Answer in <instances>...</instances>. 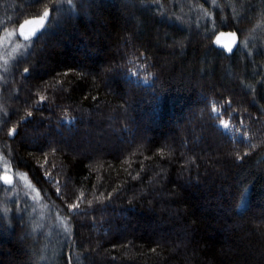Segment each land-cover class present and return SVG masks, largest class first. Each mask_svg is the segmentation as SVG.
Instances as JSON below:
<instances>
[{"label": "trees", "instance_id": "obj_1", "mask_svg": "<svg viewBox=\"0 0 264 264\" xmlns=\"http://www.w3.org/2000/svg\"><path fill=\"white\" fill-rule=\"evenodd\" d=\"M45 10L0 60L1 158L38 196L0 178V264H264V0H0V55Z\"/></svg>", "mask_w": 264, "mask_h": 264}, {"label": "rangeland", "instance_id": "obj_2", "mask_svg": "<svg viewBox=\"0 0 264 264\" xmlns=\"http://www.w3.org/2000/svg\"><path fill=\"white\" fill-rule=\"evenodd\" d=\"M39 18L31 19L29 21H38ZM45 21H46V19H45ZM45 21H44V23H45ZM40 28L41 27H39L35 23H23L18 28L17 39H19V41H21V42H24V40H29L31 37H33L37 33V31ZM33 29H35V32H33ZM21 42H19L18 44L15 43V39L13 41L12 35L5 36L1 41V47L4 50L2 52V55H0V60L6 61L9 57H11L15 53H17L18 47H20L23 44ZM215 42H216V44H218L219 46H221L222 48H224L226 50H229V48L233 49L234 46L236 45V34L234 32H231V31L219 32L215 37ZM137 72L138 71L136 69V70L132 71V73H130V74H132V76L136 77L137 79H140L144 83L149 82L148 77H146L144 75H137V74H139ZM214 108L216 109V111H214V113H215V115L218 116L219 124L221 125V127L226 132L232 134L233 131H235L236 134H238V136L242 135L245 137L244 132H242L240 129H236V127H234L233 118H230V116L229 117L225 116L224 112H222L223 109L221 110L217 107H214ZM224 122H226L227 124H225ZM231 124L233 127L231 126ZM1 156L2 155L0 154V170H1L0 178H1V180L6 184H10V183H13L14 177H15L17 179V184H19V186L23 190L24 194L26 196L30 197L34 203L36 201H38V196H37L36 190L34 189L33 185L29 181L28 177L24 173H15L14 174L12 169L10 167H8V165H6V163L4 162L3 158H1ZM1 199H3V197H0V200ZM16 199L21 200L20 192H18L17 190L12 191L7 196V200L15 201Z\"/></svg>", "mask_w": 264, "mask_h": 264}, {"label": "snow or ice", "instance_id": "obj_3", "mask_svg": "<svg viewBox=\"0 0 264 264\" xmlns=\"http://www.w3.org/2000/svg\"><path fill=\"white\" fill-rule=\"evenodd\" d=\"M48 15H49V11H48V10H45V11L43 12V15L40 16V18H39L38 21H25V23H35V24H37L39 27H42L43 24H44V21H45V19L48 17ZM33 32H35V29H33ZM26 38H27V37H26ZM229 50L231 51L232 49L229 48ZM27 70H28V69H25L24 71L26 72ZM41 100H44V97H41ZM213 111H216V109L213 108ZM224 123L227 124L226 122H224ZM227 126H228V125H227ZM14 133H15V129H13L12 132L9 133V135H13ZM72 208H73V209H76V208H77V205L73 204V205H72Z\"/></svg>", "mask_w": 264, "mask_h": 264}, {"label": "bare ground", "instance_id": "obj_4", "mask_svg": "<svg viewBox=\"0 0 264 264\" xmlns=\"http://www.w3.org/2000/svg\"><path fill=\"white\" fill-rule=\"evenodd\" d=\"M235 38V37H234ZM25 41V40H24ZM21 42V41H20ZM214 43V42H213ZM14 44V43H13ZM237 44V43H236ZM27 46V45H26ZM29 46V45H28ZM143 55V54H142ZM145 56V55H144ZM144 59V58H143ZM146 59V58H145ZM142 62V61H141ZM148 62H149V60H148ZM147 62V63H148ZM130 63H132V62H130ZM137 63V62H136ZM128 64V63H127ZM145 64V63H144ZM150 64V63H149ZM134 65V64H133ZM131 66V65H130ZM140 66V65H139ZM147 68H148V66H147ZM155 68V67H154ZM153 68V69H154ZM130 69V68H129ZM131 69H132V67H131ZM141 69V68H140ZM139 70V69H138ZM147 71V70H146ZM156 71V70H155ZM128 72V71H127ZM143 72V71H142ZM131 73H132V71H131ZM138 73V72H137ZM150 73V72H149ZM153 72H151L150 74H152ZM155 73H157V71L155 72ZM137 75H139V74H137ZM158 76H159V74H157ZM155 76V75H154ZM139 77V76H138ZM141 77V76H140ZM158 78V77H157ZM134 79V78H133ZM154 79V78H153ZM155 79H156V77H155ZM159 80H160V78L157 80L158 82H159ZM155 81V80H154ZM135 83V82H134ZM156 83V82H155ZM146 85V84H145ZM139 86H141V85H139ZM142 88H143V86H141ZM149 87H150V85H149ZM149 87H147V88H149ZM146 88V87H145ZM153 89V88H152ZM148 91H150V90H148ZM11 102V101H10ZM216 104V103H215ZM218 104V103H217ZM222 104V103H221ZM220 105V104H219ZM224 105V104H223ZM215 106V105H214ZM213 106V107H214ZM220 106H222V105H220ZM211 108H212V106H211ZM222 109V108H221ZM223 112V111H222ZM228 117V116H227ZM226 117V118H227ZM231 118V117H230ZM256 118V117H255ZM229 119V118H228ZM227 119V120H228ZM239 120V119H238ZM242 120V119H241ZM240 120V121H241ZM244 120V119H243ZM254 120V119H253ZM230 121V120H229ZM232 121V120H231ZM236 121V120H235ZM238 125H240L239 123H238ZM220 126V125H219ZM231 126H232V124H231ZM242 126H243V124H242ZM218 127V126H217ZM233 127V126H232ZM236 127V126H235ZM220 128V127H219ZM237 129V128H236ZM244 130V129H243ZM221 131H222V129H221ZM234 132V131H233ZM236 137V136H235ZM257 140V139H256ZM10 189V188H9ZM54 206V205H53ZM53 211V210H52Z\"/></svg>", "mask_w": 264, "mask_h": 264}, {"label": "water", "instance_id": "obj_5", "mask_svg": "<svg viewBox=\"0 0 264 264\" xmlns=\"http://www.w3.org/2000/svg\"><path fill=\"white\" fill-rule=\"evenodd\" d=\"M10 132H12V130Z\"/></svg>", "mask_w": 264, "mask_h": 264}]
</instances>
